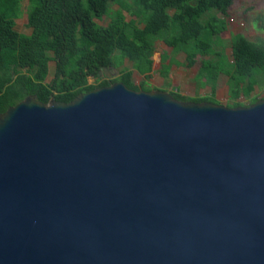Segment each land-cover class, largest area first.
<instances>
[{
    "label": "water",
    "instance_id": "water-1",
    "mask_svg": "<svg viewBox=\"0 0 264 264\" xmlns=\"http://www.w3.org/2000/svg\"><path fill=\"white\" fill-rule=\"evenodd\" d=\"M0 264H264V100L114 83L8 108Z\"/></svg>",
    "mask_w": 264,
    "mask_h": 264
},
{
    "label": "trees",
    "instance_id": "trees-1",
    "mask_svg": "<svg viewBox=\"0 0 264 264\" xmlns=\"http://www.w3.org/2000/svg\"><path fill=\"white\" fill-rule=\"evenodd\" d=\"M22 2L0 0V114L26 97L68 104L114 83L144 91L134 85L124 62L147 80L157 42L174 55L183 54L186 69L199 59L195 80L199 88L209 89L202 98L171 91L173 99L218 104L215 94L224 77L231 103L227 108H247L259 101L252 95L264 83V41L252 42L241 34L229 41L222 37L234 0H28L30 35L15 30ZM103 17L109 18L106 27L96 22ZM51 62L54 74L47 82ZM104 70H117L118 77L108 79ZM164 71L166 77L168 68ZM241 99L249 105L244 107Z\"/></svg>",
    "mask_w": 264,
    "mask_h": 264
},
{
    "label": "rangeland",
    "instance_id": "rangeland-1",
    "mask_svg": "<svg viewBox=\"0 0 264 264\" xmlns=\"http://www.w3.org/2000/svg\"><path fill=\"white\" fill-rule=\"evenodd\" d=\"M26 6H27V0H23L22 2V11L23 14L26 13ZM113 9H116L115 6H113ZM126 16V20H129V16ZM24 17V16H23ZM223 18L222 16H220ZM228 24V30L226 33L222 35L223 39L226 41H229L231 35L235 34H241L246 39L252 42L257 41H264V0H234L232 6L229 8L227 12V16L224 18ZM97 24L100 26L106 27L109 24V18L103 17L100 20H96ZM15 30L18 33L29 35L30 30L27 27V21L25 18H21V20L16 22ZM227 55H230V50L227 49L226 51ZM155 56L158 55L165 56L168 54H171V49L166 47L163 44H157L155 48ZM177 60L181 63L184 62L183 55L177 56ZM126 69H131V63L128 61L125 62ZM199 67V59L196 63L195 67L192 69H184L181 67L174 68L173 75V81H179L182 83L180 85V93L183 97L186 98H193L195 96L204 97L205 95L209 94V89H200L196 83L193 81L194 74ZM179 73L183 74L182 77H179ZM54 74V63H51L49 65V74L47 82H50L53 79ZM118 77V71H110L107 72L106 78L108 79H115ZM157 77V76H156ZM133 81L139 85L142 83V79H139L135 75V79ZM142 81V82H141ZM225 79L222 78L219 84V90H218V100L219 105L221 106H228L230 105L229 98L227 96V87L225 83ZM89 83H93V80L89 79ZM143 87V86H142ZM253 97L264 100V83L255 88V91L252 95ZM240 104H242L244 107H247L249 105V101L241 99L239 101Z\"/></svg>",
    "mask_w": 264,
    "mask_h": 264
},
{
    "label": "crops",
    "instance_id": "crops-1",
    "mask_svg": "<svg viewBox=\"0 0 264 264\" xmlns=\"http://www.w3.org/2000/svg\"><path fill=\"white\" fill-rule=\"evenodd\" d=\"M27 4H28V0H27ZM21 18H25V20L27 21L26 13H24L18 20L15 21V27H16V22L19 21V20H21ZM29 30H30V34H31V29H29ZM157 44H163V43L157 42L156 43V46H157ZM156 46H155V48H156ZM179 55H183V54L174 55L173 52H172V50H171V54H168V55H165V56L164 55L163 56L158 55L156 57L155 54H153V57H152V62H153V64H152V71L149 74V76H148L149 78L147 80H145L143 77H141L140 75H138L136 73V71H133L132 70V68L129 69L132 72V75H131L132 76V81H133V79H135V75L137 77H139V79H142V81H143V82L141 81L142 83H140L139 85H137L133 81L134 85L137 86V87H139V88H142L144 91H147V92H149V91H160V92L169 93L171 91H174V92H178L181 95V93H180V85L182 83L180 82V85H179V81H173V75H172L174 73V70H175L174 68H176V67L184 68L183 67V64L185 62V56L183 55L184 62L181 63V62H179L177 60V56H179ZM125 62H127V60H125ZM125 62H124V66H125ZM197 62H198V60H197ZM51 63H53V62H51ZM131 67H132V64H131ZM194 67H192V68H194ZM165 68H168L166 77L164 76V74H165L164 69ZM184 69H186V68H184ZM198 69H199V67L197 68V70H196V72L194 74V78H193V81L195 83H196L195 77L197 75ZM178 75H179V77H182L183 74L179 73ZM222 78H224V77H222ZM225 81H226V79H225ZM142 84H143V87H141ZM196 85L198 86L197 83H196ZM200 89H202V88H200ZM203 89H205V88H203ZM218 90H219V86H218V88L216 90V94H215V100L219 104V100H218ZM207 95H205V96H207ZM227 96H228V89H227ZM193 98H202V97L195 96Z\"/></svg>",
    "mask_w": 264,
    "mask_h": 264
},
{
    "label": "flooded vegetation",
    "instance_id": "flooded-vegetation-1",
    "mask_svg": "<svg viewBox=\"0 0 264 264\" xmlns=\"http://www.w3.org/2000/svg\"><path fill=\"white\" fill-rule=\"evenodd\" d=\"M105 74H107L106 70H104Z\"/></svg>",
    "mask_w": 264,
    "mask_h": 264
}]
</instances>
